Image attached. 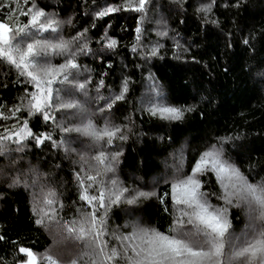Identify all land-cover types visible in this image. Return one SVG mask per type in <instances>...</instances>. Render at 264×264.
Instances as JSON below:
<instances>
[{"label": "trees", "instance_id": "16d2710c", "mask_svg": "<svg viewBox=\"0 0 264 264\" xmlns=\"http://www.w3.org/2000/svg\"><path fill=\"white\" fill-rule=\"evenodd\" d=\"M9 2L3 0L4 4ZM18 2L20 11L34 3L47 18L58 21L56 33L43 34L54 41L57 37L71 41L86 31L83 40L90 51L78 57L79 79L89 78L91 83L88 96L80 99L86 101L87 116L97 128L104 126L106 118L124 129L127 140L117 139L112 146H102L79 133L66 135L53 121L45 123L38 116L28 117L26 111L17 114L19 121L0 119V132L28 119L33 133H51L52 140L60 145L55 147L52 140H46L36 146L28 138L23 151H13L17 145L11 144L7 152L0 154V236L5 237L0 240V264H15L21 258L18 247L35 252L40 264H46L44 254L57 258L60 264H70L80 255L81 246L66 239L55 221L49 222L46 217L41 226L35 220L50 190L57 200L52 207L63 205L59 217L71 220L78 217V209L87 210L79 200L77 172L82 157L95 163L90 158L100 150L109 156L122 152L115 171L103 177L106 183L115 178L130 194L157 193L135 206H113L107 217L110 232H130L125 225L137 222L167 232L174 215L172 200L169 195L161 204L158 197L170 193L166 181L190 173L200 153L211 144H223L225 158L250 181L264 180V0H215L214 4L212 0H149L145 13L118 11L100 19L95 17L97 11L105 6L121 7L125 0ZM210 4V12L198 10ZM15 18L18 26L30 19L20 16L19 11ZM137 27L141 28L139 34ZM165 31L167 36L161 35ZM109 39L117 41L114 50L104 47ZM27 42L30 38L25 39ZM134 47L136 52L132 51ZM153 47L159 50L155 57L148 55ZM63 62V57H51L54 65ZM101 80L104 87L97 93L96 85ZM125 80V99L110 112H97L104 101L94 98L117 94ZM157 88L168 105L192 111L179 122L151 116L148 109L156 100ZM34 90L17 69L0 59V112L4 116ZM54 115L65 123L64 113ZM79 124L80 120L74 119L71 126ZM17 180L19 183H14ZM201 180L202 191L220 193L214 175L209 173ZM211 203L223 202L211 196ZM230 218L233 231L239 234L246 217L240 209H232Z\"/></svg>", "mask_w": 264, "mask_h": 264}, {"label": "snow or ice", "instance_id": "6c2138e0", "mask_svg": "<svg viewBox=\"0 0 264 264\" xmlns=\"http://www.w3.org/2000/svg\"><path fill=\"white\" fill-rule=\"evenodd\" d=\"M148 3L149 0H138V3L136 0H125L121 7H103L95 13V17L100 19L118 11L145 13ZM198 10L210 12L211 4ZM17 11L20 16L30 17L22 26H18L19 21L15 18ZM0 13H5L0 15V59L17 69L24 82L35 89L28 91L21 104L12 108L8 116L0 112V119L19 121L17 114L26 111L28 117L38 116L45 123L53 121L66 135L79 133L102 146H112L117 139L126 141L124 129L111 124L106 118L104 126L97 128L87 116L86 101L80 99L81 96H88V85L91 83L89 78L84 81L79 79L81 65L78 57L90 51L83 40L86 31L71 41L58 37L54 41L43 36L48 32L56 33L58 21L47 18L34 3L20 11L18 0L16 3L10 0L8 4L0 0ZM136 32L141 33V28L137 27ZM161 35L167 36V32ZM28 38L31 42L25 44ZM116 44L115 39H109L104 47L114 50ZM132 51L137 49L134 47ZM158 54V47H153L148 55L155 57ZM53 56L63 57L64 62L52 64ZM103 87L104 81L101 80L96 85L97 93ZM127 91L128 81L125 80L117 94L107 98L97 95L94 99L103 100L104 104L96 111L101 114L110 112L118 101L125 99ZM165 101L162 90L157 88L156 100L149 107V114L161 120L179 122L184 120L186 112L192 111L191 108L168 105ZM56 112L64 113L65 123L57 121ZM74 119H79L80 124L71 126ZM28 138L39 146L46 140H52V134L33 133L28 127V119H24L19 125L13 124L0 132V154L7 152L11 144L17 145L13 151H23ZM52 142L55 147L60 146L55 140ZM120 155L122 152L109 156L100 150L90 158L95 163L82 157L83 164L76 178L80 188L79 200L84 202L87 210L83 207L78 209V217L71 220L59 217L63 205L52 207L57 200L56 193L51 190L43 198L44 206L37 210V225H44L47 217L49 222L55 221L60 225L66 239L81 246L80 255L73 258L70 264H264V180L250 181L240 168L225 158L223 144H211L200 153L190 173L178 174L171 181H166L170 184V193L158 199L163 204L170 195L172 200L174 215L167 232L142 226L138 222L126 224L125 227L131 229L127 233L109 231L107 217L113 206L122 203L135 206L141 199L157 196L154 191L130 194V190L115 178H110L107 183L104 181V176L115 171ZM209 173L216 177L220 185L219 194L202 191L204 182L201 177ZM92 191L95 194H91ZM211 196L222 201V205L211 203ZM232 209H240L247 220L239 234L233 231ZM165 211H168L167 207ZM128 215H134V212ZM4 239L0 236V240ZM18 253L21 258L15 264H40V258L31 249L18 247ZM42 259L46 264H60L49 254H44Z\"/></svg>", "mask_w": 264, "mask_h": 264}]
</instances>
